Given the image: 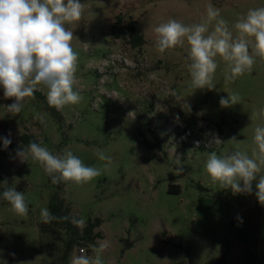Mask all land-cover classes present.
Returning <instances> with one entry per match:
<instances>
[{"label":"rangeland","instance_id":"rangeland-1","mask_svg":"<svg viewBox=\"0 0 264 264\" xmlns=\"http://www.w3.org/2000/svg\"><path fill=\"white\" fill-rule=\"evenodd\" d=\"M81 3L82 18L67 26L78 53L80 102L58 110L59 123L46 109L47 89L40 87L36 92L44 99L34 93L12 116L4 108L12 100L3 99L0 88V131L21 148L20 137L29 134L53 153L70 150L102 174L58 187L38 163L0 149V193L21 188L29 209L18 216L0 198V264H64L67 234H51L40 214L56 192L81 231L102 220L95 245L108 244L103 264H264V205L255 196L256 181L252 194H234L213 184L205 170L213 151L252 155L254 130L264 126L257 115L264 108V60L256 57L251 71L225 80L227 65L217 57L215 89H196L187 42L161 53L154 32L169 19L201 23L212 4L235 36L238 18L264 7V0ZM135 34L144 37L143 46L130 44ZM231 94L239 96L237 104L221 107L220 98ZM97 150L111 162L99 160ZM177 159L184 168L179 175ZM172 185L181 193H171ZM92 245L75 247L69 264L82 250L94 258Z\"/></svg>","mask_w":264,"mask_h":264},{"label":"clouds","instance_id":"clouds-1","mask_svg":"<svg viewBox=\"0 0 264 264\" xmlns=\"http://www.w3.org/2000/svg\"><path fill=\"white\" fill-rule=\"evenodd\" d=\"M83 10L81 0H0V88L3 99L12 100L4 106L8 114L18 115L26 99L33 97L40 87L47 89V102L57 110L80 102V93L75 90L78 53L71 44L73 31L67 26L78 22ZM232 27L235 36L219 9L209 4L201 23L185 25L169 19L158 25L154 29L155 44L163 53L186 41L193 87L212 90L215 89L217 57L227 65L225 80H234L251 71L256 57L264 60V7L250 9ZM238 100L237 94H231L221 97L219 104L228 108ZM257 115L264 117V108L259 109ZM231 141L237 142L235 137ZM253 141L255 147L251 156L239 150L224 156L215 151L209 153L205 170L213 184L231 189L234 194H252L253 181H256L255 196L264 205V126L255 128ZM212 142L221 141L214 138ZM10 143V139L3 138L5 149ZM97 156L101 161L111 162V157L103 150H97ZM15 158L38 163L53 183L82 184L102 174L100 168L86 166L70 150L53 153L42 143L32 141L18 148ZM176 163L181 165L179 159ZM183 172L182 165L175 170L177 175ZM0 198L10 204L16 215L27 216L29 209L24 194L15 187L4 189ZM40 214L44 223L56 219L47 208L41 209ZM91 247L94 258L82 250L70 264H103L101 254L107 250V242Z\"/></svg>","mask_w":264,"mask_h":264},{"label":"trees","instance_id":"trees-1","mask_svg":"<svg viewBox=\"0 0 264 264\" xmlns=\"http://www.w3.org/2000/svg\"><path fill=\"white\" fill-rule=\"evenodd\" d=\"M131 31H135V27H130ZM144 37L140 34H135L132 39L130 40V44L133 47H141L144 45ZM38 97L44 99V97L38 93L35 92ZM46 109L50 112V114L59 122L61 123L63 121V117L60 114V112L54 108L49 106L48 103H46ZM3 134L0 131V149L6 152H16L18 148H21L17 143L11 141L10 145L7 147V149L3 146ZM30 141L40 143L33 135L29 134H23L20 137V142L22 146H26ZM58 187H61L63 183H57ZM199 189L205 190L202 186H198ZM17 191H23L21 188H18ZM171 193L180 194L181 193V187L179 185H172L170 187ZM49 211L52 213L56 219H53L50 223H48L49 229L51 234H54L56 232V229L64 230L67 234L68 239L65 240V250H64V256H63V263L69 264L68 258L69 255L73 252L75 247L77 246H88L90 244L95 245L96 240L100 238L99 233H95V230L101 226L102 220L96 219L93 222H90L86 228L81 231L80 228L76 225L74 222L72 216L68 212V208L66 206V200L61 196L60 192H56L50 199L49 203Z\"/></svg>","mask_w":264,"mask_h":264}]
</instances>
